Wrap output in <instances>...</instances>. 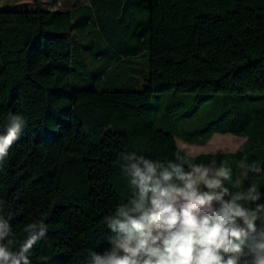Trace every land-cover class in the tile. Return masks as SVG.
<instances>
[{"label": "trees", "instance_id": "obj_1", "mask_svg": "<svg viewBox=\"0 0 264 264\" xmlns=\"http://www.w3.org/2000/svg\"><path fill=\"white\" fill-rule=\"evenodd\" d=\"M201 105V121L217 124L187 139L181 113ZM10 115L24 123L0 161V244L30 264H89L111 247L105 217L135 192L121 153L185 171L224 164L233 195L256 185L259 199L240 201L255 210L264 205V0H78L0 11V135ZM215 134L245 141L196 157L176 145L205 146ZM258 216L248 243L264 241V211Z\"/></svg>", "mask_w": 264, "mask_h": 264}, {"label": "clouds", "instance_id": "obj_2", "mask_svg": "<svg viewBox=\"0 0 264 264\" xmlns=\"http://www.w3.org/2000/svg\"><path fill=\"white\" fill-rule=\"evenodd\" d=\"M23 123L22 116H9L7 134L0 135V161L18 139ZM121 155L129 161L125 170L135 192L126 205L116 207L114 216L105 217L116 235L110 238L109 249L91 253L89 264H240L242 256L250 257L243 264H264V241L247 242L248 234L257 232L264 205L251 210L240 203L259 199L256 185L233 195L225 186L231 169L224 164L214 170L191 164L185 171L171 160H150L135 151ZM21 261L30 264L28 257L17 258L8 244H0V264Z\"/></svg>", "mask_w": 264, "mask_h": 264}, {"label": "rangeland", "instance_id": "obj_3", "mask_svg": "<svg viewBox=\"0 0 264 264\" xmlns=\"http://www.w3.org/2000/svg\"><path fill=\"white\" fill-rule=\"evenodd\" d=\"M75 1L78 0H0V11H32L36 8V5H38V7L42 10L55 11L59 8H62L63 5L67 6ZM152 105L157 107L155 97L152 98ZM202 106L203 105H201L199 109H197V111H194V114H190V112H187L185 114L181 113L182 115L186 116L179 121V123L181 124L180 128L183 129L181 133L187 139H203L208 134V132L211 131V129L217 124L216 123L211 126L208 122H206V119L201 121V118H205L206 116V113ZM244 141L245 139L243 138L235 137L229 134H215L205 146H189L179 141H177L176 144L177 147L186 156L196 157L198 155L206 154L233 153L239 146L244 143Z\"/></svg>", "mask_w": 264, "mask_h": 264}, {"label": "crops", "instance_id": "obj_4", "mask_svg": "<svg viewBox=\"0 0 264 264\" xmlns=\"http://www.w3.org/2000/svg\"><path fill=\"white\" fill-rule=\"evenodd\" d=\"M176 143H177V142H176ZM176 145H177V144H176ZM239 147H240V146H239ZM239 147H238V148H239ZM238 148H237V149H238ZM178 149H179V148H178ZM237 149H236V150H237ZM179 150H180V149H179ZM236 150H235V151H236ZM235 151H234V152H235ZM220 154H221V153H220ZM206 155H207V154H206ZM198 156H199V155H198Z\"/></svg>", "mask_w": 264, "mask_h": 264}]
</instances>
